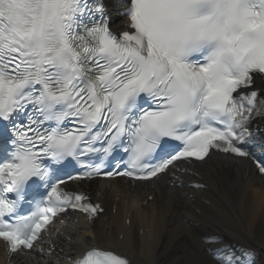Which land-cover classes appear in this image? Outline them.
Listing matches in <instances>:
<instances>
[{
    "label": "snow or ice",
    "instance_id": "1",
    "mask_svg": "<svg viewBox=\"0 0 264 264\" xmlns=\"http://www.w3.org/2000/svg\"><path fill=\"white\" fill-rule=\"evenodd\" d=\"M124 7L131 31L118 36L102 0H0V241L12 253L32 249L69 210L89 219L102 211L62 187L73 164L81 171L70 181H151L215 150L253 159L264 174L247 147L254 121L264 135V88L255 86L264 82V0ZM89 12L101 17L92 26L82 23ZM214 242L215 264H261L255 248L241 249L242 259ZM74 264L129 261L91 247Z\"/></svg>",
    "mask_w": 264,
    "mask_h": 264
},
{
    "label": "bare ground",
    "instance_id": "2",
    "mask_svg": "<svg viewBox=\"0 0 264 264\" xmlns=\"http://www.w3.org/2000/svg\"><path fill=\"white\" fill-rule=\"evenodd\" d=\"M188 171L180 175L182 182L204 185L205 190L170 186L164 177L147 184L115 180L69 185L89 193L102 211L96 220H65L58 236L50 239L56 257L73 258L97 247L126 257L130 264H215L210 253L219 245L207 244L205 239L211 238L233 250L255 248L264 264V178L246 162L224 157ZM0 253V260H6ZM12 262L64 264L29 256Z\"/></svg>",
    "mask_w": 264,
    "mask_h": 264
}]
</instances>
